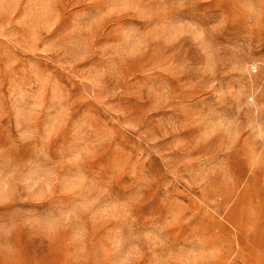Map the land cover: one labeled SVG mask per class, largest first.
Segmentation results:
<instances>
[{"label": "rangeland", "instance_id": "1", "mask_svg": "<svg viewBox=\"0 0 264 264\" xmlns=\"http://www.w3.org/2000/svg\"><path fill=\"white\" fill-rule=\"evenodd\" d=\"M0 264H264V0H0Z\"/></svg>", "mask_w": 264, "mask_h": 264}]
</instances>
